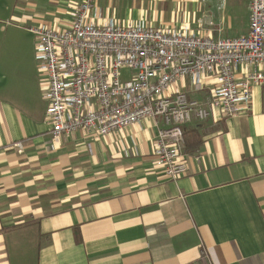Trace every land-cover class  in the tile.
Wrapping results in <instances>:
<instances>
[{"label": "crops", "instance_id": "crops-1", "mask_svg": "<svg viewBox=\"0 0 264 264\" xmlns=\"http://www.w3.org/2000/svg\"><path fill=\"white\" fill-rule=\"evenodd\" d=\"M80 1L0 0L5 31L21 28L34 41L29 57L2 55L23 43H0V264H264V83L252 86L243 113L213 109L185 124L201 142L187 150L184 136L187 169L176 180L156 164L151 118L106 135L53 138L25 26L63 29ZM97 1V23L109 20L103 9L126 7L142 22L125 24L214 39L248 30L249 0ZM214 83L172 89L203 101Z\"/></svg>", "mask_w": 264, "mask_h": 264}, {"label": "built area", "instance_id": "built-area-1", "mask_svg": "<svg viewBox=\"0 0 264 264\" xmlns=\"http://www.w3.org/2000/svg\"><path fill=\"white\" fill-rule=\"evenodd\" d=\"M97 0H81L69 26H25L35 37L34 57L45 83V117L58 139L74 130L106 135L151 118L157 127L156 164L172 180L186 172L183 127L250 108L252 86L264 83V0H249L245 34L212 38L164 26L97 23ZM249 72L236 77L240 67ZM130 74L122 78L121 70ZM214 84L200 101L174 88L187 80L194 91Z\"/></svg>", "mask_w": 264, "mask_h": 264}, {"label": "rangeland", "instance_id": "rangeland-1", "mask_svg": "<svg viewBox=\"0 0 264 264\" xmlns=\"http://www.w3.org/2000/svg\"><path fill=\"white\" fill-rule=\"evenodd\" d=\"M102 4V3H101ZM102 7V5H100ZM99 7V8H100ZM101 9V8H100ZM102 15V14H101ZM103 18L112 19L114 22H123L125 24V21H128L130 18L134 21L135 19H138L137 15L133 13V11L129 12L126 10V7L124 8H115V9H103ZM139 20L142 19L139 18ZM145 21V20H144ZM148 18L146 17V25H148ZM6 26H4L3 23L0 22V43H23V45H20V49H14L8 46H5L1 49L2 55L5 56H21V57H29L31 55L30 51L31 48L29 47L28 43H34L33 36L26 30L23 29H17L15 31L11 32V29H8L5 31ZM36 73L38 77L40 78V74L36 70ZM130 74V70L128 69H122L121 70V76L122 78H127ZM203 90V89H202Z\"/></svg>", "mask_w": 264, "mask_h": 264}, {"label": "trees", "instance_id": "trees-1", "mask_svg": "<svg viewBox=\"0 0 264 264\" xmlns=\"http://www.w3.org/2000/svg\"><path fill=\"white\" fill-rule=\"evenodd\" d=\"M183 133L185 136V145H184L185 149L192 150L193 148H196L200 144L201 136L199 135L196 129H190L189 131H187V128L185 129V125H184Z\"/></svg>", "mask_w": 264, "mask_h": 264}]
</instances>
